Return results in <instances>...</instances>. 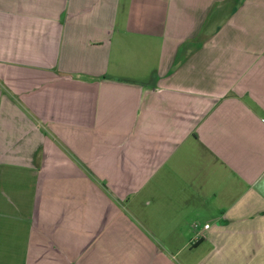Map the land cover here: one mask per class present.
Masks as SVG:
<instances>
[{
	"label": "crops",
	"instance_id": "obj_1",
	"mask_svg": "<svg viewBox=\"0 0 264 264\" xmlns=\"http://www.w3.org/2000/svg\"><path fill=\"white\" fill-rule=\"evenodd\" d=\"M159 178L194 248L264 215V0H0V264H171Z\"/></svg>",
	"mask_w": 264,
	"mask_h": 264
},
{
	"label": "rangeland",
	"instance_id": "obj_2",
	"mask_svg": "<svg viewBox=\"0 0 264 264\" xmlns=\"http://www.w3.org/2000/svg\"><path fill=\"white\" fill-rule=\"evenodd\" d=\"M180 197L182 195L177 187L163 189L160 178L156 185L152 183V187L144 186L136 196L137 200H149V204L142 207L143 213L135 212L134 215L139 219L151 216L153 224L151 221L148 225L156 234V238L148 239L152 241L154 247L160 245L165 247L171 264H264V215H254L243 221L230 220L227 223L221 221L223 220L221 218L218 221L208 219L211 224L210 232L219 226L223 233L217 236L206 233L204 241L194 248L191 242L202 234L203 221L196 218L183 203H178L177 199ZM261 207L264 209V206ZM137 224L141 229L140 223ZM195 224L201 226V229L195 227ZM251 225L256 226V233L251 232L248 235L241 233L243 228ZM228 243L243 244L245 252L237 253L232 250L231 253L218 258L220 245Z\"/></svg>",
	"mask_w": 264,
	"mask_h": 264
},
{
	"label": "built area",
	"instance_id": "obj_3",
	"mask_svg": "<svg viewBox=\"0 0 264 264\" xmlns=\"http://www.w3.org/2000/svg\"><path fill=\"white\" fill-rule=\"evenodd\" d=\"M195 226H196V224H195ZM204 227H205V228L208 227V224H204Z\"/></svg>",
	"mask_w": 264,
	"mask_h": 264
}]
</instances>
